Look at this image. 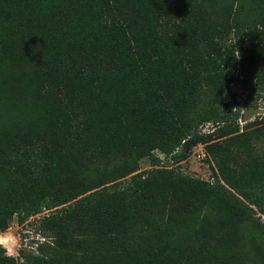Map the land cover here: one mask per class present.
<instances>
[{"label": "trees", "instance_id": "obj_1", "mask_svg": "<svg viewBox=\"0 0 264 264\" xmlns=\"http://www.w3.org/2000/svg\"><path fill=\"white\" fill-rule=\"evenodd\" d=\"M262 66L264 0H0V80L11 73L21 96L15 98L22 126L17 150L30 159L31 145H42L45 138L57 160L66 157L77 166L88 158L94 164L91 174L85 166L88 181L80 193H88L80 198L79 192L64 196L43 188L34 199L12 201L7 215L16 212L22 222L53 208L57 228L66 219L92 223L86 237L65 238L70 252L57 251L43 264H145L146 255L159 253L157 246L143 247L150 224L139 218L126 223L128 216L125 223L133 227L125 232L114 221L127 211L118 200L129 193L152 211L155 201L168 197L165 188L178 175L166 179L156 176L165 173L160 168L139 170V161L152 156L156 147L178 161L181 148L176 147L182 140L184 145L195 141L200 118L189 122L192 103L205 106V98L219 103L222 80L238 77L256 100L264 92ZM250 80L258 84L254 90ZM33 81L36 86L30 90L28 82ZM121 90H135L152 104L140 141L130 130L124 133L127 138L114 131L115 126L129 127L136 115L124 97L119 99ZM13 108L9 115H14ZM232 113L236 117L238 110ZM46 118L55 126L42 136ZM227 118L233 119L231 114ZM222 180L226 186L217 180L209 192H220L236 216L264 214V179L222 175ZM94 204L97 222L89 215ZM88 238L99 249L90 242V250L83 252ZM124 239L131 245L124 248L125 255L117 248ZM186 256L190 258L184 264H197ZM230 256L221 253L219 263L228 264ZM0 264L15 260L0 250Z\"/></svg>", "mask_w": 264, "mask_h": 264}, {"label": "rangeland", "instance_id": "obj_2", "mask_svg": "<svg viewBox=\"0 0 264 264\" xmlns=\"http://www.w3.org/2000/svg\"><path fill=\"white\" fill-rule=\"evenodd\" d=\"M45 28L42 27V30ZM260 68L264 70V66ZM13 80L14 76L9 72L0 80V232H14L21 240L15 264H43L45 260H51L57 251L70 252L65 238L69 235L80 239L86 237L93 229L92 223L79 224L74 219H66L64 226L57 228L56 219L51 217L55 213L53 208L41 209L22 222L16 212L8 216L6 210L12 201L26 196L34 199L45 190L62 192L64 196L79 192L76 199L80 198L88 193H80L88 181L85 166L91 167V174L94 164L88 158L87 163L84 164L82 159L77 166L66 157L57 160L52 143L45 138L42 145H31L34 150L30 159L17 150L21 143L18 131L22 126L15 100L20 92L14 88ZM213 82L218 80L213 79ZM121 83L124 89L126 84L124 81ZM222 83V100L219 103H210L208 98L203 102L205 106H200L201 101L192 103L189 122L200 118L192 138L195 141L184 145L185 140H182L181 147H176V150L181 148L178 161L156 147L151 151L152 156L144 157L138 163L139 170L160 168L165 171L156 176L171 179L178 175L176 179L172 178L171 186L165 188L168 197L155 201L152 211L150 207L144 208L139 197L129 193L118 200L127 211L123 210L114 217V221L125 232L133 227V224L126 223H133L138 218L150 224L146 235L142 236L143 244L149 242L143 247L157 246L159 253L154 258L146 255L145 264L154 261L184 264L185 257L190 258L187 254L194 257L197 264H220V254L224 252L231 253L228 264H264V214L257 212L253 216H236L228 202L221 198L223 195L220 192H209L210 184L217 180L225 185L222 175L252 181L264 179V92L253 100L239 77L230 82L225 78ZM28 86L30 90L34 89L35 81L28 82ZM248 86L254 90L258 84L250 80ZM121 91L119 99L124 97L133 106L136 115L129 127L115 126L114 131L127 138L124 133L130 130L135 133V141H140L148 130L145 117L150 114L152 104L135 90H128V93ZM231 105L233 108L229 111ZM12 106L14 115H9ZM237 110L235 117L232 112ZM230 114L233 119L227 118ZM128 121L131 122L129 117ZM42 122L45 125L41 123V135L55 126L54 121L48 118ZM206 124L210 129L215 127L214 133L201 131ZM116 165L119 167L120 161ZM96 206L94 204L89 213L95 221L100 218L94 212ZM128 216L130 222L125 223ZM90 242L82 246L83 252L90 250L91 243L97 247L95 241ZM130 246L124 239L117 248L125 255L127 249L124 248ZM75 249H78L77 246ZM1 252L4 253L3 250Z\"/></svg>", "mask_w": 264, "mask_h": 264}, {"label": "clouds", "instance_id": "obj_3", "mask_svg": "<svg viewBox=\"0 0 264 264\" xmlns=\"http://www.w3.org/2000/svg\"><path fill=\"white\" fill-rule=\"evenodd\" d=\"M20 247L21 240L14 232H0V250H3L7 257L15 259L18 256Z\"/></svg>", "mask_w": 264, "mask_h": 264}, {"label": "built area", "instance_id": "obj_4", "mask_svg": "<svg viewBox=\"0 0 264 264\" xmlns=\"http://www.w3.org/2000/svg\"><path fill=\"white\" fill-rule=\"evenodd\" d=\"M215 127H212L211 129L209 128V126L206 124L204 127L201 128V131L203 133H212L214 131Z\"/></svg>", "mask_w": 264, "mask_h": 264}]
</instances>
